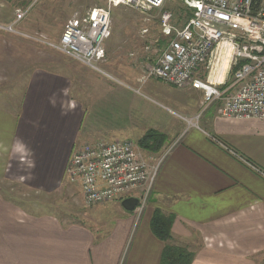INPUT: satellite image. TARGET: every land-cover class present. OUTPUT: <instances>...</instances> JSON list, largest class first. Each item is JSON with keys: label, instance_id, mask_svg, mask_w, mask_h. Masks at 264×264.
<instances>
[{"label": "crops", "instance_id": "0c3cea01", "mask_svg": "<svg viewBox=\"0 0 264 264\" xmlns=\"http://www.w3.org/2000/svg\"><path fill=\"white\" fill-rule=\"evenodd\" d=\"M8 9L6 0H0V22L13 15ZM110 75L114 81L93 85L92 94L79 96L71 76L33 69L17 112L0 108V182L8 179L51 193L70 183L66 169L77 145L100 139L138 141L157 129L167 135L162 149L140 150L147 160L164 156L141 218L136 221L135 209L122 206L123 199L139 197L141 189L91 205L99 208L96 214H105L88 223L28 209L0 186V264H119L130 238L123 264H161L166 241L151 228L156 209L173 216L171 243L194 252L191 264H264V175L210 137L264 171V119L223 117L218 104L196 119L202 92L186 87L192 98L184 108L159 104L176 116L172 121L143 124L135 135L130 91L139 92ZM151 80L165 82L151 77L135 83L146 87ZM139 110L147 119L150 112ZM107 115L121 124L109 125ZM183 117L197 125H188ZM20 145L27 152L25 163L16 151Z\"/></svg>", "mask_w": 264, "mask_h": 264}, {"label": "built area", "instance_id": "2783aa9c", "mask_svg": "<svg viewBox=\"0 0 264 264\" xmlns=\"http://www.w3.org/2000/svg\"><path fill=\"white\" fill-rule=\"evenodd\" d=\"M167 0H105L101 6L70 19L54 46L76 61L112 77L99 67L106 58L105 42L112 34L113 12L124 6L142 14L159 12L161 34L169 40L146 70L142 83L157 78L177 88L202 92L201 112L218 104L227 118L264 119V0H182L191 11L184 25L165 8ZM26 10L16 11L15 21ZM139 92V89H137ZM188 125H197L183 117ZM211 139L264 175L219 138ZM164 156L149 162L138 142L97 140L77 145L66 169L70 182L81 187L87 205L116 200L141 189L135 207L138 221L150 198ZM131 238L119 264H123Z\"/></svg>", "mask_w": 264, "mask_h": 264}, {"label": "rangeland", "instance_id": "374dc122", "mask_svg": "<svg viewBox=\"0 0 264 264\" xmlns=\"http://www.w3.org/2000/svg\"><path fill=\"white\" fill-rule=\"evenodd\" d=\"M6 3L9 14L12 12L13 15L0 22V108L17 112L29 73L35 68H46L71 76L79 96L84 92L92 94L93 85L114 81L103 73L92 71L54 46L59 43L70 19L84 15L92 7L103 5L105 0H6ZM165 6L171 9L174 6L185 7L182 0H167ZM18 9L27 12L21 20L13 23ZM112 22V34L105 42L107 55L99 67L139 88V93L130 91L135 99L134 134L141 132L143 124L155 126L160 119L172 121V117L176 116L159 104L184 108L192 98L191 92L159 80H151L146 87L135 83H142L149 64L155 60L163 45L159 44L162 38L159 12L142 14L120 6L115 8ZM139 109L150 112L147 119ZM108 119L109 125L115 122L110 116ZM0 186L7 194L19 197L26 208L54 212L69 221L94 223L95 218L105 214H96L98 207L85 204L80 186L75 182H64L51 193L36 192L8 179L0 182Z\"/></svg>", "mask_w": 264, "mask_h": 264}, {"label": "trees", "instance_id": "16d2710c", "mask_svg": "<svg viewBox=\"0 0 264 264\" xmlns=\"http://www.w3.org/2000/svg\"><path fill=\"white\" fill-rule=\"evenodd\" d=\"M167 9H171L165 6ZM175 14V22L181 26L184 25L191 11L185 7L174 6L171 9ZM185 13V16H184ZM114 14V12H113ZM168 37L159 39V44L167 43ZM167 141V135L157 129H149L143 136L138 139V146L146 152L155 153L162 149ZM173 216L165 214L162 210L156 209L152 220L151 228L153 233L160 239L166 241L163 250L161 264H191L194 259V252L189 248L171 243L172 240V226Z\"/></svg>", "mask_w": 264, "mask_h": 264}, {"label": "water", "instance_id": "95a60500", "mask_svg": "<svg viewBox=\"0 0 264 264\" xmlns=\"http://www.w3.org/2000/svg\"><path fill=\"white\" fill-rule=\"evenodd\" d=\"M139 202V198L136 196H130L127 197L125 199L122 200V206L128 210V211H132L135 209V207L137 206Z\"/></svg>", "mask_w": 264, "mask_h": 264}, {"label": "clouds", "instance_id": "9594fccd", "mask_svg": "<svg viewBox=\"0 0 264 264\" xmlns=\"http://www.w3.org/2000/svg\"><path fill=\"white\" fill-rule=\"evenodd\" d=\"M16 151L20 153V162L25 163L27 160V152L22 145L17 146Z\"/></svg>", "mask_w": 264, "mask_h": 264}]
</instances>
